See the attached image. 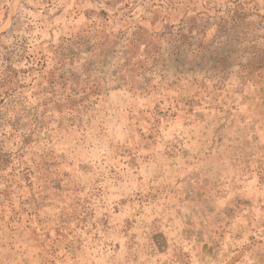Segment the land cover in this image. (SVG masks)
<instances>
[{"label": "rangeland", "instance_id": "obj_1", "mask_svg": "<svg viewBox=\"0 0 264 264\" xmlns=\"http://www.w3.org/2000/svg\"><path fill=\"white\" fill-rule=\"evenodd\" d=\"M0 264H264V0H0Z\"/></svg>", "mask_w": 264, "mask_h": 264}]
</instances>
